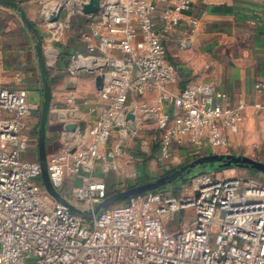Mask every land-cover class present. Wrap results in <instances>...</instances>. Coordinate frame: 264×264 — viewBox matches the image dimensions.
I'll return each instance as SVG.
<instances>
[{
  "label": "built area",
  "instance_id": "2783aa9c",
  "mask_svg": "<svg viewBox=\"0 0 264 264\" xmlns=\"http://www.w3.org/2000/svg\"><path fill=\"white\" fill-rule=\"evenodd\" d=\"M98 1L97 11L86 14L90 0H55L61 10L54 24L65 26L56 36L75 17L86 22L77 33L85 51L70 56L68 73L104 77L98 90L103 107L94 120L84 117L73 96L67 99L72 119L61 123L65 145L47 160L50 181L61 194L67 178L92 175L99 163L109 171L117 168V156L132 162L126 142L143 125L160 134L162 158L188 141L221 150L239 133L247 108L241 98L228 104V95L213 84L171 89L177 72L166 38L184 20L196 31L198 21L186 12L202 0ZM56 11L44 12L49 26ZM188 43L181 39L179 46ZM255 89L264 97V82ZM28 94L0 88V264H264V184L251 178L207 173L190 194L135 196L91 221L56 202L43 185L38 159L26 157L38 154ZM252 108L264 115V98ZM68 124L75 129L67 132ZM89 178L73 192L86 201L85 210L108 197L105 183ZM185 211L190 223L169 228Z\"/></svg>",
  "mask_w": 264,
  "mask_h": 264
},
{
  "label": "crops",
  "instance_id": "0c3cea01",
  "mask_svg": "<svg viewBox=\"0 0 264 264\" xmlns=\"http://www.w3.org/2000/svg\"><path fill=\"white\" fill-rule=\"evenodd\" d=\"M13 1L25 11L41 37L43 36L40 32L44 29H51L54 32H50L52 38L43 37L52 87L51 120L47 131V153L50 156L65 145L61 135V123L72 119L70 106L67 104L68 97L75 98V103L82 109L88 121L97 117L103 103L98 98L95 74H88L91 77L82 82L78 75L71 76L68 73L70 56L76 52H84L85 44L80 41L79 36L77 42H70L73 47H68L66 40L55 39V31H63L64 23L49 26L43 19L44 12L49 11V3L52 9L54 5L51 3L55 0ZM186 16L198 21L196 31L191 33L188 22L184 20L166 38L171 62L177 70V80L171 89L179 93L189 84H213L228 95V104H236L239 98L244 100L247 104L244 120L247 119L248 124H251L256 113L252 105L264 98L255 89L257 83L264 82V0H202L195 2L186 12ZM43 22L45 26L41 28ZM74 25L76 35L80 27L85 28V25L80 23ZM181 39L188 40L186 49L180 48ZM37 43L36 36L24 24L19 12L0 6V88L27 89L28 93L37 91L44 95ZM33 107L34 112L38 105ZM33 112L31 123L37 127L33 120ZM256 115L264 117L260 113ZM126 145L135 161L129 162L127 156H117L114 162L118 169H127L142 177L143 170L147 167L145 166L147 163H142V159L147 158L146 149L140 147L141 153L134 152L135 144L130 140H127ZM199 149L197 145L188 141L183 146L175 148L171 152V157L178 159ZM26 157L35 161L38 154H27ZM163 159L167 158H162L164 162ZM98 165L95 170L99 169ZM149 167L156 173L159 165L152 161ZM147 173L145 177L150 178ZM93 175L88 177L92 179ZM77 181L76 179L75 182Z\"/></svg>",
  "mask_w": 264,
  "mask_h": 264
},
{
  "label": "rangeland",
  "instance_id": "374dc122",
  "mask_svg": "<svg viewBox=\"0 0 264 264\" xmlns=\"http://www.w3.org/2000/svg\"><path fill=\"white\" fill-rule=\"evenodd\" d=\"M85 25L86 22L82 20L79 17H75L72 20L68 21L69 28L66 29L64 32V35L62 36H55V39L57 40H66V43L68 47H73V44H70V42H77L78 37L76 35V32L74 33V30L76 31L75 25L78 24ZM44 22L42 23L41 28H43ZM64 26V24H63ZM54 33L51 29H44V31H41L40 34H42L45 38H52L51 33ZM43 37H41L43 39ZM73 40V41H72ZM44 41V40H43ZM80 43V42H79ZM173 64V63H172ZM174 65V64H173ZM175 66V65H174ZM177 72V70H176ZM80 81L86 82V80L91 77L88 74H81L78 75ZM84 84V83H83ZM42 95L41 93L37 91H30L28 95V102L32 106L38 105L37 109L33 112V120L36 122L37 128L39 130V122H40V116H41V110H42ZM253 116V119L251 121V124H248V120L245 119L243 121V124L241 125L240 131L237 134H233L229 138V144L228 147L225 149H213L212 147L203 145L199 150L196 152H192L189 154H186V156H181L178 159H173L174 157L163 159L159 154V146H160V134L154 130L150 124H146L141 126V129L136 133V135H132L129 139L130 141L134 142L135 148L133 149L134 152L141 153V148H145V156H147L146 159H142V163H147V170L145 168L143 170L142 177L139 176L135 172L133 174L129 170L125 169H118V166L116 169H111L109 171H105V167L102 165V163H99L98 170L96 169L93 173V178L97 181H102L106 185V192L115 194L122 191H125L127 189H130L131 187L142 185L149 182H154L157 179L166 176L171 175L173 171L179 170L181 167L191 163L193 160L205 157V156H211V155H234V156H243L251 158L252 160L263 162L264 163V117L261 115ZM117 141V138H112L111 142L112 144ZM141 142V143H140ZM139 150H138V149ZM148 154V155H147ZM141 155V154H140ZM141 157V156H140ZM135 161V159L133 160ZM132 161V162H133ZM152 161L157 162L159 165L158 171L152 172L150 170V163ZM204 166V167H203ZM202 167L198 166L189 173H185L181 179H178L177 181L173 182L172 184L168 185V187L161 191H153L155 194H160L164 197H182L183 195L190 194L193 190V185L198 180L199 177L203 176L207 173H214L215 175H223L226 174L228 176H234L237 174L238 176L244 177V178H251L254 181L264 184V173L256 171L254 169H250L245 166H231L226 168H218L214 165H203ZM146 171H149L148 173ZM150 176V178H146L145 174ZM90 174L88 172H84L81 176H72L66 179L64 182V185L62 187V195L66 197L67 200H69L73 205L78 207L79 209L85 210V208L88 206L86 201L81 200L75 196L74 189L83 185L85 182L83 181L84 178H88ZM105 175V178H104ZM78 180L75 182V180ZM90 179V178H89ZM123 202H119L115 205L122 204ZM192 213V210H191ZM190 211L180 212L175 216L174 221H172L169 224V228L171 229H178L181 228L184 225H188L190 223V220H188L189 216H191Z\"/></svg>",
  "mask_w": 264,
  "mask_h": 264
},
{
  "label": "water",
  "instance_id": "95a60500",
  "mask_svg": "<svg viewBox=\"0 0 264 264\" xmlns=\"http://www.w3.org/2000/svg\"><path fill=\"white\" fill-rule=\"evenodd\" d=\"M0 6H6L12 8L19 12L24 24L27 28L36 36L37 43V56L39 61V66L41 70V77L43 82V103L42 110L39 122V130H38V161L40 163L42 169V181L46 191L50 194V196L55 199L56 202L66 207L73 214L83 218L84 220L91 221L101 210L108 209L111 206L119 202H125L128 199L151 193L153 191H158L161 188L168 186L175 182L178 178L182 177L185 173H189L193 169L198 166L203 165H214L218 168H226L231 166H245L250 169H254L256 171L264 173V163L252 160L248 157L243 156H234V155H211L200 157L193 160L191 163L181 167L179 170L175 171L171 175L163 176L157 179L154 182L145 183L142 185H137L127 189L125 191L115 193L109 197H107L101 204L96 206L93 210H82L73 205L69 200H67L51 183L48 173V153H47V131L49 127V123L51 120V104H52V87L49 80V72H48V64L46 61L45 51L43 47V39L39 35L34 24L29 20L25 11L20 8L19 4H17L13 0H0ZM99 7L98 0H90V3L84 7V12L86 14L95 13ZM60 10L58 9L56 12H53L50 16V23H57L59 20ZM104 77L102 75L96 76L95 82L96 87L99 90L103 84ZM127 118L129 120L134 121L135 116L131 113L128 114ZM75 129V124H68L65 126V130L67 132H71ZM131 129L135 130V125H131Z\"/></svg>",
  "mask_w": 264,
  "mask_h": 264
},
{
  "label": "bare ground",
  "instance_id": "6f19581e",
  "mask_svg": "<svg viewBox=\"0 0 264 264\" xmlns=\"http://www.w3.org/2000/svg\"><path fill=\"white\" fill-rule=\"evenodd\" d=\"M51 5H54V8H50V3H49V5H48V9H49V11L50 12H52V11H55V10H58L59 9V7H60V5L59 4H57L56 2H52L51 3ZM58 5V6H57ZM52 24V23H51ZM53 26H57V25H55V24H52Z\"/></svg>",
  "mask_w": 264,
  "mask_h": 264
},
{
  "label": "trees",
  "instance_id": "16d2710c",
  "mask_svg": "<svg viewBox=\"0 0 264 264\" xmlns=\"http://www.w3.org/2000/svg\"><path fill=\"white\" fill-rule=\"evenodd\" d=\"M37 129H38V128H37ZM199 167H200V166H199ZM201 167H202V166H201ZM203 167H204V166H203ZM174 172H175V171H173L172 174H173ZM178 179H181V177L178 178ZM178 179H177V180H178ZM177 180H176V181H177ZM167 187H168V186H165V187L161 188L159 191L164 190V189H166ZM156 192H157V191H156ZM111 194H112V193H109V194L107 193V196L109 197V195H111ZM112 195H113V194H112Z\"/></svg>",
  "mask_w": 264,
  "mask_h": 264
}]
</instances>
